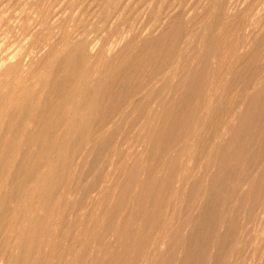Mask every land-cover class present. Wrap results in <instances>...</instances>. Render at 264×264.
Wrapping results in <instances>:
<instances>
[{
  "label": "rangeland",
  "instance_id": "rangeland-1",
  "mask_svg": "<svg viewBox=\"0 0 264 264\" xmlns=\"http://www.w3.org/2000/svg\"><path fill=\"white\" fill-rule=\"evenodd\" d=\"M45 8L60 13L58 26L42 19ZM0 10V64L43 43L32 83L71 49L63 29L87 30L97 52L75 95L91 142L72 166L53 153L41 168L31 207L16 204L20 234L5 242L0 226V264L28 254L31 264H264V0H0ZM139 55V92L98 132L116 102H100V90ZM0 182L1 200L11 183Z\"/></svg>",
  "mask_w": 264,
  "mask_h": 264
},
{
  "label": "bare ground",
  "instance_id": "bare-ground-1",
  "mask_svg": "<svg viewBox=\"0 0 264 264\" xmlns=\"http://www.w3.org/2000/svg\"><path fill=\"white\" fill-rule=\"evenodd\" d=\"M19 3H20V1H19ZM50 7H52V6H50ZM34 8H35V4H34ZM115 9H116V7H115ZM45 10H46V8H45ZM0 11H2V10H0ZM20 11H19V13H20ZM55 11L50 10V8H49V10L47 9L46 11H44L42 13L44 15V17H45V18L43 17L42 19L47 20L49 16H50V18L52 16V20H51L52 24L54 23V24H56L58 26L61 23L60 16H59L60 13H58L57 11L55 12ZM172 14L173 13H171V15ZM122 15H121V17H122ZM197 16H198V14H197ZM198 17H200V16H198ZM105 18H107V19H105V24H106V23L109 22L108 19H110V18H108V17H105ZM111 19H112V17H111ZM93 20H95V19H93ZM115 20H114V22H115ZM79 22H81V21H79ZM114 22H110V23L113 24ZM28 23H29V21H28ZM30 25H32V23ZM30 25L28 26V25L24 24L22 26V30L23 31L31 30V26ZM41 25H42V23H41ZM92 25H93V23H92ZM107 25H109V24H107ZM114 25H115V23H114ZM77 26H78V24H77ZM101 26H103V25H101ZM65 27H67V26H65ZM69 29H71V31L68 30V29H66V30L63 29L64 31H62V29H61V31L63 32L62 33L63 34L62 35L63 36L62 42L63 41H67L70 44H72V47L61 58H59V59L54 58V60H53V62H54L53 69L51 71H49L47 74L43 73L44 76H45V79L44 78H40V79L37 78L34 81V83H32L33 80L31 81V79L35 77V76H32V74H33L32 71L34 69L32 67L40 64L38 62H41V56H39L38 54L41 52L40 50L42 49L41 47L43 46V43L39 44V42H38L36 45L33 44L34 46L31 47L29 50H27L26 54H21L18 57H15V58H5V56H4L5 59H3V60L1 59L2 63L0 64V74L2 73V75H5L6 77H5V79L3 81L0 82V181H4L6 183H9V182L11 183L10 187L8 185L9 192L8 193L6 192V195H2L4 197L0 200V226L8 227L6 229V231H3V232H5V234L9 232L8 235L5 236V242L11 241V239L13 238V235H15V233H16V235H17V233L20 234V232H18V230H17V232H15L14 227H13V226H15L14 223L18 220V218L20 219V215H18L17 212H19L20 210H23L21 212L24 213V211L28 210L31 207V205L29 203L30 199L28 198V194L29 193L31 194L30 191H32L33 189H36V187L39 185V182L41 181V177H38L37 175H38V173L40 174L41 171H44L43 167L46 166V163L48 162L49 158L53 157L51 155L53 153L58 154V158L60 157V159L62 160L61 163L63 164L64 169H66L67 167L72 166V162H75V160L77 158L79 159V161L82 159V157H81V156H83V154H82L83 149L82 148H85V145L87 147V144H85V143L88 142V144H89L91 142V139H92L91 136H88V139L86 138V134H87V132H89L88 127H87L89 124L84 123L83 121L82 122L79 121V117H80L79 114L81 113L80 110H79V106L81 104H76L75 95L78 94V92H77L78 90L80 91L79 78L81 79V74H82V71H83V65L87 61H90V60L92 61V59H94V57L97 54L96 45L94 44L95 41L93 42V41L88 39L87 33H86L87 30L82 31L83 29H81L80 31H82V32H77V29L75 27H70ZM88 29H90V28H88ZM120 37H122V36H120ZM122 38H124V37H122ZM26 39H29V38H26ZM44 40H46V37H45ZM115 40H116V42H115ZM115 40H114V43L112 42L114 44L113 49L115 48V43L117 44V37H116ZM248 40H249V37H248ZM120 43L121 42H120V39H119L118 44H120ZM118 44H117V46H118ZM108 46H110V45H108ZM157 46H156V48H154V50L151 49V50L155 51L154 52L155 54H156V51H160V48L158 50H156ZM58 48H60V47H58ZM105 48H107L106 49L107 52L110 51V49H108V47H105ZM47 49H48V47H47ZM148 49H145L144 53ZM38 50L40 51L39 53L37 52ZM100 50H102V49H100ZM104 51H103V53H104ZM52 52L53 51L51 50V53ZM150 52H152V51H149V54H150ZM51 53L48 56H45L44 58L46 59L47 57L50 58L51 56H53V55H51ZM99 53H100V51H99ZM110 53H112V52H110ZM159 53H158V55H159ZM142 55H139L137 57L138 59L135 58V60L137 59L135 63L133 62V63H131V65H129V64H126V66L124 65V67H122L119 72L117 71L118 72L117 74H115V72H114V75H111V77L108 78V80L105 82L104 87L102 88V90H100V94H99V96H101L100 102H105L104 99L105 100L106 99L107 100L110 99L109 101H111L113 96L115 97V98L113 97V99L114 100L116 99V102H114L112 100L113 101V106H111L109 104L110 107H108V108L106 107L107 109L104 107L105 104L102 105L104 107V111L103 112H102L101 108L100 109L98 108L99 111L101 110L100 112H102L101 114L100 113H98V114H100V116L102 114L103 115L101 116L99 121H98V118H96V117H98V115L96 114L94 116L96 119H93V120H96L98 122L95 125L96 128H93L94 126L92 125L93 129H96L97 131L99 130L98 132H100L101 129H103V128L107 127V126H109V127L111 126V128H112V124L110 125V123H113L114 121H109L106 118H108L110 116L112 118V115L115 114L116 111H118V109H120L119 105H121V103H125L127 101L130 102L131 101L130 100L131 96L133 97L134 95L137 94V91H138L137 85H138V83L136 82V80H137V77L139 75V70L141 69L143 62L146 61V60H144V58L146 57V59H147V56L144 55L145 57L143 58ZM151 55H152V53H151ZM162 55L163 54H161V56ZM103 56H99V57L103 58ZM151 58H152V60L154 59L153 57H150V59ZM150 59H148V60H150ZM95 60H96V58H95ZM101 60L102 59H100V61ZM138 60H139V62H138ZM154 61H155V59H154ZM163 61H165V60H163ZM159 62H160V60H159ZM102 63L100 65H102ZM140 63H141V65H140ZM149 64H152V61H151V63L149 62ZM103 65H104V63H103ZM159 65H160V63H159ZM114 66H115V64H114ZM150 66L151 65H149V69H151ZM86 68L88 69V67H86ZM95 68H96V66L94 67V70L96 71L98 68H96V69ZM106 68H107V66H106ZM109 69H110V67H109ZM94 70H93V72H94ZM99 71H100V69H99ZM145 71H147V70H144V72ZM84 73L86 74L85 71H84ZM97 74L98 73H95L94 75H97ZM106 74H107V72H106ZM109 74H107V75H109ZM102 75H103V73H102ZM107 75H106V78H107ZM90 76H92V78L96 77V76L93 77L92 74H90ZM40 77H42V76H40ZM89 77L87 78V80L89 79ZM104 77H103V79H104ZM144 78H145V76H144ZM149 78H151V77H149ZM101 81H105V79L101 80ZM142 81H144V80H142ZM81 82L82 81H80V83ZM83 82H82V85H83ZM96 82H97V80L96 81H93V80L88 81L86 86L87 87L89 86V88H91L90 86H93ZM138 82H139V80H138ZM145 82L146 81H144V83H141V84H145ZM103 84H104V82H103ZM100 85H101V82H100ZM76 88H78V89H76ZM88 91H89V89H88ZM96 92H95V94H97ZM140 93H138V94H140ZM86 94L88 95V93H86ZM87 95H85V96H87ZM89 96H87V97L89 98ZM87 97H85V98L87 99ZM93 98H92V101H93ZM79 99H80V97H79ZM86 99L84 101H86ZM98 102H99V100H98ZM85 105H86V103H85ZM124 105L127 107V104H124ZM84 106H82V107H84ZM95 112H98L97 107H96V111ZM80 115H82V113ZM87 117H88V115H87ZM87 117L86 116H85V118L83 117L84 121H85V119ZM96 121H94V122H96ZM97 131H95V132H97ZM107 131L110 132L109 130H107ZM104 132H105V130H104ZM104 132H102V133H104ZM102 133H99V134H102ZM90 135H91V133H90ZM92 137H94V136H92ZM120 141L121 140L119 139V143H120ZM95 142H96V140H95ZM65 144H69V145L74 144V146L72 145V148L70 146H68V149L71 148L70 150H72L71 152L69 151V153L71 154L69 156H71V157L68 156V153H62V150L64 149V145ZM82 144L83 145L85 144V145L83 146ZM90 147H91V145H90ZM84 151L86 152V151H88V149H85ZM54 157L56 158L57 155L54 156ZM54 157H53V159H55ZM51 158H50V161L52 162L53 159L51 160ZM51 162H49V163H51ZM14 167L15 168L18 167L17 170L14 171V172L19 173L21 176H19L18 179L15 178L17 180L12 181L11 177H10V174L12 173L11 171L13 170ZM41 168H42V170H41ZM17 173H16V175H17ZM35 175L37 177H34ZM49 175H50V173H49ZM15 177H17V176H15ZM104 182H105V180H104ZM1 183L2 182H0V184ZM30 184H33V188H32V186H29ZM57 187L58 186L52 187V192L57 190ZM0 190H1V188H0ZM100 192H101V190H100ZM2 194H5V193L2 192ZM84 194H87V193H84ZM59 195H60V193H59ZM19 199H20V203H21V205H20L21 209L19 211H17L15 208H16L17 201H19ZM79 204H81V203H79ZM79 204H77V205H79ZM34 207H35V205H34ZM32 211H34V210H32ZM23 213H21V214H23ZM33 216L31 214V217H33ZM27 224H29V223H27ZM0 231H1V228H0ZM17 237H19V236H17ZM25 238H27V237L26 236L23 237L24 241H25ZM155 240H156V238H155ZM155 242L156 241H154V243ZM163 242H164V240H163ZM40 251H41V249H40ZM25 252H27V251H25ZM72 253H74V252H72ZM22 257H21V259H22V262L24 264H31L30 260H32V258H30L29 254L27 256H22ZM39 257H40V255H39ZM263 257H264V255H263ZM6 259H7V257H6Z\"/></svg>",
  "mask_w": 264,
  "mask_h": 264
}]
</instances>
